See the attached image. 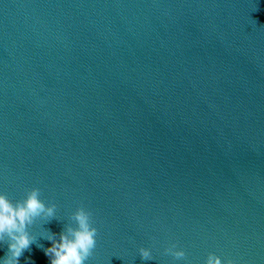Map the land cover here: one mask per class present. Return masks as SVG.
Masks as SVG:
<instances>
[{
  "label": "water",
  "instance_id": "water-1",
  "mask_svg": "<svg viewBox=\"0 0 264 264\" xmlns=\"http://www.w3.org/2000/svg\"><path fill=\"white\" fill-rule=\"evenodd\" d=\"M37 187L56 217L28 227L20 264H50L45 237L80 207L98 229L85 264H264V0L0 12V193Z\"/></svg>",
  "mask_w": 264,
  "mask_h": 264
},
{
  "label": "clouds",
  "instance_id": "clouds-1",
  "mask_svg": "<svg viewBox=\"0 0 264 264\" xmlns=\"http://www.w3.org/2000/svg\"><path fill=\"white\" fill-rule=\"evenodd\" d=\"M41 190L31 189L25 199L13 202L6 194L0 193V242L8 240V252L0 260V264H20L19 258L35 242L36 237L31 235L28 227L37 218H43L46 222L56 217V204L48 205L40 198ZM76 221L77 227H68L59 234L51 233L45 238L52 241L51 247L43 248L44 255L48 257L50 264H85L93 254L97 244L98 229L93 226L91 213L84 207H80L71 217ZM42 247V246H41ZM167 254L175 259L186 258L184 250H176V245L167 248ZM140 256L143 260H153L151 249L140 248ZM35 264V261L32 262ZM206 264H224L221 257L209 254ZM227 264H235L229 259Z\"/></svg>",
  "mask_w": 264,
  "mask_h": 264
}]
</instances>
